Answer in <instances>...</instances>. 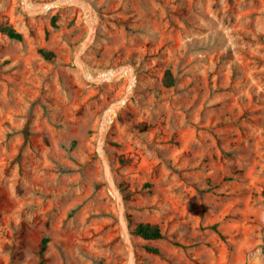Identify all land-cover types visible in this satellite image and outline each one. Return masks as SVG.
<instances>
[{
  "label": "rangeland",
  "instance_id": "obj_1",
  "mask_svg": "<svg viewBox=\"0 0 264 264\" xmlns=\"http://www.w3.org/2000/svg\"><path fill=\"white\" fill-rule=\"evenodd\" d=\"M82 1L84 71L134 77L101 148L129 77L84 76L82 8L0 0V264H264V0Z\"/></svg>",
  "mask_w": 264,
  "mask_h": 264
},
{
  "label": "bare ground",
  "instance_id": "obj_2",
  "mask_svg": "<svg viewBox=\"0 0 264 264\" xmlns=\"http://www.w3.org/2000/svg\"><path fill=\"white\" fill-rule=\"evenodd\" d=\"M79 6L82 8L84 12V16L86 21L90 24L93 25L95 23V16L92 12V9L90 6L85 3L82 0H53V1H48L45 3H39V4H34L31 2V0H23V7L25 8L26 11H29L31 13H43L47 12L53 8L56 7H61V6ZM79 54L82 52L83 49L79 47L78 49ZM81 56V55H80ZM127 75L129 77V84L127 87V94L130 95L133 91L134 87V77L132 74V69L129 67H124L122 69H102L99 70L97 73H93L91 71H86V78L90 81H98V82H103V81H110L115 79L116 77L119 76H124ZM125 100H122V102H119L117 105H115V109H110L106 111L103 119L106 122V127L111 123V121L114 119L116 113L120 109V107L123 105Z\"/></svg>",
  "mask_w": 264,
  "mask_h": 264
},
{
  "label": "trees",
  "instance_id": "obj_3",
  "mask_svg": "<svg viewBox=\"0 0 264 264\" xmlns=\"http://www.w3.org/2000/svg\"><path fill=\"white\" fill-rule=\"evenodd\" d=\"M0 31L6 33L11 39L22 41L24 38L23 34L19 31H17L12 25L0 24ZM40 53L43 57H45L46 59H49V60L53 59L55 56L54 52L47 50V49H41ZM164 81H165L166 86H168V87L173 86L175 84V79H174V76H173L171 69H168L166 71ZM212 228L215 231H218L217 225H214ZM134 233L136 235L144 238V239H147V240H157V239H160L163 237V232H162L161 227L157 224H151V223H139V224H137L136 227L134 228ZM48 242H49V238L44 237L42 240V244H41V252H40L41 260H40L39 264H47V259L44 255V253H45V250L47 248ZM148 250L155 252V253L159 252V250L157 248H152V247H148Z\"/></svg>",
  "mask_w": 264,
  "mask_h": 264
},
{
  "label": "water",
  "instance_id": "obj_4",
  "mask_svg": "<svg viewBox=\"0 0 264 264\" xmlns=\"http://www.w3.org/2000/svg\"><path fill=\"white\" fill-rule=\"evenodd\" d=\"M93 32H94V24L93 25H89V34H88L87 38L84 40V42L80 45V49L82 48L84 50L87 47V45L90 43V40H91L92 35H93ZM81 53L79 54V51L77 52L76 63L78 65V67L81 69V71L84 74V76L86 77V72L84 71V68H83V66H82V64H81V62L79 60ZM124 67H129V66H124ZM132 74H133V72H132ZM128 97L129 96L126 93V95L123 98H121L117 102L113 103L108 108V110L115 109V105L117 103L122 102V100L126 101L128 99ZM105 129H106V122L103 119L102 126H101V129H100V134H99V147L100 148H101V144H102V139L104 137ZM101 156H102L103 161H104L105 176H106L107 182H108L111 190L115 194V197H116V200H117L120 223L122 225V228H123L124 232L128 236V227H127V224H126V221H125V216H124V204H123L122 194H121V192H120V190H119V188H118V186L116 184L115 179L112 176V173H111V170H110V166H109L107 160L104 158L102 153H101ZM127 243H128V248H129V264H133L134 251H133V248H132L131 241L129 239H127Z\"/></svg>",
  "mask_w": 264,
  "mask_h": 264
}]
</instances>
